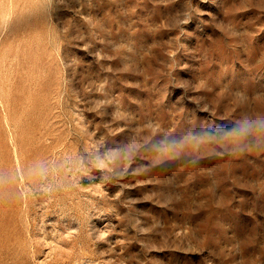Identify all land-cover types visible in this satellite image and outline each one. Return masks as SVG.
<instances>
[{
  "label": "rangeland",
  "instance_id": "1",
  "mask_svg": "<svg viewBox=\"0 0 264 264\" xmlns=\"http://www.w3.org/2000/svg\"><path fill=\"white\" fill-rule=\"evenodd\" d=\"M0 264H264V0H0Z\"/></svg>",
  "mask_w": 264,
  "mask_h": 264
}]
</instances>
